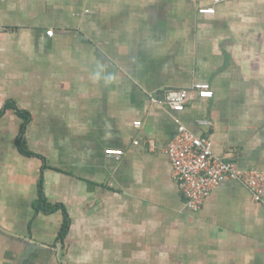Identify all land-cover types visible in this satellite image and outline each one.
I'll return each mask as SVG.
<instances>
[{
  "label": "crops",
  "instance_id": "0c3cea01",
  "mask_svg": "<svg viewBox=\"0 0 264 264\" xmlns=\"http://www.w3.org/2000/svg\"><path fill=\"white\" fill-rule=\"evenodd\" d=\"M0 27V264H264V196L192 211L164 154L184 126L264 172V0H0ZM194 83L213 97L150 101Z\"/></svg>",
  "mask_w": 264,
  "mask_h": 264
},
{
  "label": "built area",
  "instance_id": "2783aa9c",
  "mask_svg": "<svg viewBox=\"0 0 264 264\" xmlns=\"http://www.w3.org/2000/svg\"><path fill=\"white\" fill-rule=\"evenodd\" d=\"M221 1L213 0V4ZM198 12L213 15L215 10L208 7L198 9ZM53 34V31L47 32L48 37ZM212 97L213 92L209 84L194 83L185 89H168L162 99L150 96V101L173 112H182L191 101L209 100ZM198 123L210 125L208 121ZM134 126L139 127L140 123H135ZM164 154L172 168V180L182 194L187 208L192 211L200 210L208 195L225 181H235L243 185L253 202H260L264 196V172L241 170L233 162L215 156L208 138L197 137L184 126H178L173 138L165 147ZM105 155L118 159L122 152L108 150Z\"/></svg>",
  "mask_w": 264,
  "mask_h": 264
},
{
  "label": "trees",
  "instance_id": "16d2710c",
  "mask_svg": "<svg viewBox=\"0 0 264 264\" xmlns=\"http://www.w3.org/2000/svg\"><path fill=\"white\" fill-rule=\"evenodd\" d=\"M21 117L24 119V126L27 124V116L26 115H21ZM24 126L22 128H24ZM20 152H22V154L26 155V156H30L31 153L29 151H27L25 149L24 146H22L21 143H19L18 145ZM35 210L38 212H52V211H56V210H61L63 212V216H64V220L61 226V230L59 233V237L60 238H64V236L66 235L68 228H69V219L65 213V210L63 207L61 206H57V207H49L48 205H46V202L43 198V192H42V188L40 185V194H39V199H38V203L35 206Z\"/></svg>",
  "mask_w": 264,
  "mask_h": 264
},
{
  "label": "water",
  "instance_id": "95a60500",
  "mask_svg": "<svg viewBox=\"0 0 264 264\" xmlns=\"http://www.w3.org/2000/svg\"><path fill=\"white\" fill-rule=\"evenodd\" d=\"M161 94H163V96H164V91ZM155 96L157 97V95H155ZM163 96L161 97V99L163 98Z\"/></svg>",
  "mask_w": 264,
  "mask_h": 264
}]
</instances>
